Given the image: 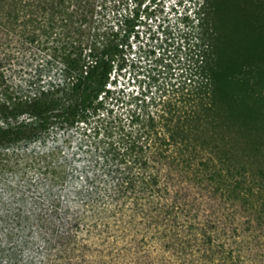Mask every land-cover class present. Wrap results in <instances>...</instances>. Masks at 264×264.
Masks as SVG:
<instances>
[{"label": "trees", "instance_id": "16d2710c", "mask_svg": "<svg viewBox=\"0 0 264 264\" xmlns=\"http://www.w3.org/2000/svg\"><path fill=\"white\" fill-rule=\"evenodd\" d=\"M106 1L0 0V264H90L85 238L111 220L157 221L192 189L264 230V0H190L174 94L92 126L79 168L47 148L97 111L137 25L141 0L124 33H99ZM27 44L54 60L55 77L9 82Z\"/></svg>", "mask_w": 264, "mask_h": 264}, {"label": "rangeland", "instance_id": "374dc122", "mask_svg": "<svg viewBox=\"0 0 264 264\" xmlns=\"http://www.w3.org/2000/svg\"><path fill=\"white\" fill-rule=\"evenodd\" d=\"M141 2L137 25L113 59L108 91L101 93L97 111L86 122L48 137L47 148L67 156L76 168L88 159L80 143L82 138L93 139L92 126L112 124L130 110L173 95L184 79L179 60L190 51L191 1ZM135 5V0L104 2L95 11L94 26L101 34L105 30L124 33V18L132 15ZM57 69L45 51L27 44L12 54L6 77L15 85L45 81L55 77ZM209 198L204 190H187L180 205L157 221L111 220L103 231L84 240L90 242V264H264V230L253 231L248 223L241 224L246 218L242 209Z\"/></svg>", "mask_w": 264, "mask_h": 264}]
</instances>
